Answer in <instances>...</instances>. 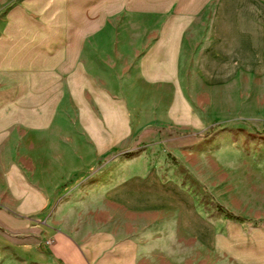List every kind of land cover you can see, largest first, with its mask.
I'll return each instance as SVG.
<instances>
[{
  "label": "rangeland",
  "instance_id": "rangeland-1",
  "mask_svg": "<svg viewBox=\"0 0 264 264\" xmlns=\"http://www.w3.org/2000/svg\"><path fill=\"white\" fill-rule=\"evenodd\" d=\"M239 2L235 10L232 0H212L192 14L195 0H166L164 24L180 42L172 61L23 70L34 84L0 117V199L11 152L13 195L35 187L46 167L61 180V198L85 178L87 234L112 230L138 243L131 260H109L115 252L105 243L91 264H264V0ZM243 29L254 34L243 37ZM99 49L93 56H106ZM116 176L130 198L151 207L104 212L113 203L103 185ZM217 204L246 221L225 218ZM68 208L62 221L70 213L86 222L85 208L78 217ZM46 213L18 228L0 220V264H65L42 236Z\"/></svg>",
  "mask_w": 264,
  "mask_h": 264
},
{
  "label": "crops",
  "instance_id": "crops-1",
  "mask_svg": "<svg viewBox=\"0 0 264 264\" xmlns=\"http://www.w3.org/2000/svg\"><path fill=\"white\" fill-rule=\"evenodd\" d=\"M195 1L197 6L192 14L198 13L212 0ZM239 1L232 0L235 10L238 9ZM159 3L161 5L157 8L156 0H0V70L5 74L0 77V86H4L3 89L0 88V117L11 116L10 102L24 100L21 90L28 84H34L25 82L23 70H34L37 75L38 70L42 74L46 69L117 67L111 64L112 62H149L159 59L172 61L174 56L170 50L179 46L180 42L176 36L173 38L172 30L165 27L164 20L170 12V8L165 7L166 0ZM157 13L162 18L158 28ZM251 21L250 18V25ZM184 31L186 32L184 28L180 30L179 37H182ZM208 32V35H213ZM218 32L223 38L228 36L230 41L231 35L223 31ZM252 34V29L241 31V35L246 38ZM97 45L100 47V53L106 56H93ZM253 45L255 44H248L249 48ZM163 52L165 55L167 53L166 57ZM119 67L129 68L131 65ZM13 70L17 71L15 77L11 76ZM37 84L36 80L35 85ZM4 163L3 200L0 199L3 204L0 207L1 221L10 227L18 228L23 225L19 223L23 218H28L29 214L47 210L40 220L41 233L44 237L52 238L51 252L65 264L95 263L99 254H102L105 243L113 247L115 252L114 256L108 257L109 260L118 259L115 256L117 254L120 255L119 259L133 258L138 244L133 242V239L119 240L112 230L87 234L85 178L79 180L66 197L61 198L58 192L61 180L54 173L53 167H46L44 174H40L41 179H36L35 187L29 185L27 192H16L13 195L11 152L5 153ZM134 171L128 170L127 174ZM124 183L125 180H120L117 176L108 183L105 182L104 190H112L110 201L113 203V209L105 208L104 212L122 213L125 209L135 211V208L140 209L142 206L151 207L148 203H140L134 197L130 198L129 193L125 192ZM67 204L72 207L68 208L69 212L79 209L76 217L82 212L81 209L85 208L84 224H79L77 219L73 222V214L74 218L70 221V213L67 221L60 219V213ZM114 218L109 217V220L114 221ZM62 224L75 230L73 238L61 231Z\"/></svg>",
  "mask_w": 264,
  "mask_h": 264
},
{
  "label": "trees",
  "instance_id": "trees-1",
  "mask_svg": "<svg viewBox=\"0 0 264 264\" xmlns=\"http://www.w3.org/2000/svg\"><path fill=\"white\" fill-rule=\"evenodd\" d=\"M215 125H211L209 126V128L207 129V131L203 132L204 135L208 134L209 132H211L213 129H214ZM197 135V134H196ZM216 208L218 210V212L220 214H222L225 218L227 219H232V220H235V221H238V222H243V221H246L245 218L241 217V216H238L232 212H230L229 210H227L225 207H223L222 205L220 204H217L216 205Z\"/></svg>",
  "mask_w": 264,
  "mask_h": 264
}]
</instances>
